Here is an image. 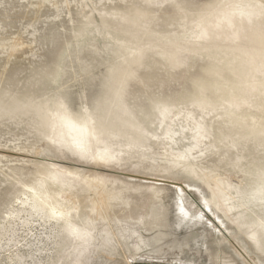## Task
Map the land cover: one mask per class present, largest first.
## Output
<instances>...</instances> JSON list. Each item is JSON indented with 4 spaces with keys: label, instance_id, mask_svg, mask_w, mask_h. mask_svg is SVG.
Wrapping results in <instances>:
<instances>
[{
    "label": "rangeland",
    "instance_id": "rangeland-1",
    "mask_svg": "<svg viewBox=\"0 0 264 264\" xmlns=\"http://www.w3.org/2000/svg\"><path fill=\"white\" fill-rule=\"evenodd\" d=\"M0 264H264V0H0Z\"/></svg>",
    "mask_w": 264,
    "mask_h": 264
},
{
    "label": "bare ground",
    "instance_id": "bare-ground-1",
    "mask_svg": "<svg viewBox=\"0 0 264 264\" xmlns=\"http://www.w3.org/2000/svg\"><path fill=\"white\" fill-rule=\"evenodd\" d=\"M74 166L78 167V168H84V169H93V168H89V167H85V166H81V165H75ZM107 174H111V175H118V176H123V177H132L135 179H140V177H135V176H129L123 173H119L116 171H109V170H98ZM143 180H147V181H155V182H160L161 184H165V185H175V186H180L182 183L180 182H171V181H156V180H151V179H143ZM174 183V184H171ZM178 184V185H177ZM51 191L50 189L43 191L42 193H38L36 194L37 198H38V204H37V210H44L45 208H48V212L47 214L50 215V217H53L56 220H59L61 218H63V216L67 215V214H63L62 212H60L59 209H57V207L55 206V202L53 200H51L50 197ZM68 216V215H67Z\"/></svg>",
    "mask_w": 264,
    "mask_h": 264
},
{
    "label": "water",
    "instance_id": "water-1",
    "mask_svg": "<svg viewBox=\"0 0 264 264\" xmlns=\"http://www.w3.org/2000/svg\"><path fill=\"white\" fill-rule=\"evenodd\" d=\"M171 184H174V183H171ZM176 185V184H175ZM178 185V184H177ZM180 186H182V185H180Z\"/></svg>",
    "mask_w": 264,
    "mask_h": 264
}]
</instances>
